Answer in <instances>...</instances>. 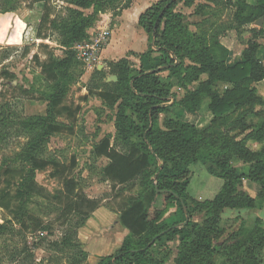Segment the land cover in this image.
I'll return each instance as SVG.
<instances>
[{
	"label": "trees",
	"instance_id": "obj_1",
	"mask_svg": "<svg viewBox=\"0 0 264 264\" xmlns=\"http://www.w3.org/2000/svg\"><path fill=\"white\" fill-rule=\"evenodd\" d=\"M64 1L69 4L66 14L56 16L51 27L58 31L59 44L66 51L51 66L56 82L48 94L47 114L29 117L20 126L28 137L17 155L23 170L18 185L22 207L15 219L0 222V264H39L33 252L36 246L27 239L26 222L34 221L37 226L42 222L38 218L31 221L28 209L33 195L42 191L36 173L49 138L57 130L56 104L68 94L74 79V45L88 38L100 13L113 10L120 14L116 11L132 3ZM221 2L232 9V20L222 30L207 33L201 30L204 20L192 30L186 14L177 8L180 3L191 7L194 0H152L139 16V25L148 35V49L130 51L126 57L109 61L108 70L96 67L91 73L88 93L100 92L116 107L113 141L106 136L95 146L97 157L109 159L104 175L114 186L132 187L137 182L140 187L138 196L120 209L119 220L128 234L116 251L101 256L96 264H264V222L256 214L264 201V144L260 149L249 145L251 140H264V96L258 91L264 80V61L259 56L264 46V0ZM202 7V3L196 5L194 13ZM17 9L15 0H0V13ZM89 9L92 12L87 13ZM260 18L263 25L250 28L240 57L228 65L231 50L221 38L227 30L240 31ZM43 23L44 19L39 26ZM131 55L139 59V65L132 62ZM109 74L117 80L107 81ZM218 82L229 87L220 91ZM174 84L180 92H174ZM205 98L213 115L205 126L169 115L176 105L194 113ZM6 123V118H0V127ZM4 133L0 131V141L6 139ZM200 161L210 174L223 180L219 191L205 200L188 191L190 165ZM246 165L247 171L242 170ZM246 181L258 184L257 191L246 189ZM75 186L73 180L68 182L66 196L75 195L72 208L81 218L70 219L54 242L65 261L57 264H84L89 255L77 230L99 201L74 192ZM172 208L176 210L170 212ZM225 208L248 209L249 213L223 220ZM196 213H204L201 222L194 220Z\"/></svg>",
	"mask_w": 264,
	"mask_h": 264
},
{
	"label": "rangeland",
	"instance_id": "obj_2",
	"mask_svg": "<svg viewBox=\"0 0 264 264\" xmlns=\"http://www.w3.org/2000/svg\"><path fill=\"white\" fill-rule=\"evenodd\" d=\"M201 1L210 2L204 3L196 14L199 17H195L205 22L201 30L211 33L230 24L233 11L225 7L221 0ZM15 3L18 4V9L12 12V17L5 13L9 20L0 21V118L8 120V123L0 127V131H5L7 136L0 141V222L15 219L22 207L18 185L22 180L23 170L17 155L24 149L28 137L20 126L22 121L29 117L47 114L48 94L56 82L51 66L57 58L63 57L66 51L65 47L59 44L58 31L51 27V21L59 14L65 16L69 6L67 2L47 0L45 3H39L34 0H15ZM178 6V10L183 12L191 9L183 7L182 4ZM42 11L44 23L40 27ZM86 12L90 13L92 9ZM106 15H109L113 37L118 30L120 15L115 14L113 10L100 13L94 27L96 28L98 20ZM186 17L189 27L194 30L198 24L193 25V15L186 14ZM208 19L209 22H206ZM252 26L259 27L254 24L240 31L227 30L221 38L222 42L229 46L233 53H238L245 46ZM7 28V32H4ZM89 39L88 36L86 40ZM133 41L136 47L141 48V42H137L135 37ZM77 44L79 43L74 46ZM259 56L264 58V46L260 48ZM129 58L131 59V56ZM131 60L139 65L138 59ZM108 63L109 61L103 63L107 70ZM93 70L77 56L76 67L72 68L74 79L68 94L56 104L57 130L49 138L47 149L39 161L41 166L37 170L36 181L42 191L33 195L28 214L31 221L38 218L42 226H37L34 221L31 224L26 222L29 224V228H26L27 239L30 244L34 243L36 246L33 252L39 264L65 262L54 242L59 240L68 228L67 222L70 219L81 218L72 208L75 195L72 194L71 198L66 196L70 180L77 183L74 192H83L88 198L99 201V206L77 230V236L84 248L88 251L90 247L93 252L88 255L84 264H96L101 256L116 251L119 238L125 237L124 232L119 229L120 209L129 199L137 197L140 191L137 182L132 187L119 184L114 186L103 172L109 159L97 157L95 154V146L106 136H111L113 141V135L116 133V107L111 106L107 96H102L100 92L88 93L86 84ZM112 75L109 74L108 77ZM165 75L166 73L162 74ZM258 91L264 96V80L258 84ZM205 111L210 114L207 98L196 112ZM178 112L179 107L176 105L172 107L169 115L176 116ZM164 119L165 114H162L161 122ZM209 120L210 116L204 115L197 124H208ZM190 169V195L196 198H212L219 191L223 180L210 174L205 162L192 163ZM247 169L248 165L242 168L244 171ZM262 215L264 217V211ZM17 226L20 228L21 223Z\"/></svg>",
	"mask_w": 264,
	"mask_h": 264
},
{
	"label": "crops",
	"instance_id": "obj_3",
	"mask_svg": "<svg viewBox=\"0 0 264 264\" xmlns=\"http://www.w3.org/2000/svg\"><path fill=\"white\" fill-rule=\"evenodd\" d=\"M194 2H195L194 5L191 7H186L182 3H180L183 5V7L191 8L188 12H183L180 9L179 10L182 11L184 14L193 15V17H194L193 19H195V20H192V21H194L192 23L195 26V24H198L202 21V20H197V18H195L198 16L193 11V10H195V5H198L200 3L210 4V2H206V1L202 2L201 0L200 1L194 0ZM40 3H44V2H40ZM151 3H152V0H132L130 7L123 9L121 11L120 15H118V24H119L118 30H117V32L114 33L113 37H111L108 45L103 49L102 54H101V61L102 62L98 66L99 68L104 67L103 63L106 61H116L122 57L128 56L127 54L130 51L142 53L148 49V47H149L148 35L144 31V29L139 25V16L146 8H148L151 5ZM12 12H15V11H12ZM12 12H6V13H7V15H10L12 17ZM41 14H42V16L40 17L39 24L44 19V11H42ZM2 19H3V21L9 20V18H6L5 13H2V15L0 16V21ZM20 22H22V21H20ZM196 27H195V29H196ZM7 30H8V28L5 29L4 32H7ZM94 31H95L94 26L89 29V37H91V35L94 33ZM134 37L136 38L137 42H141V48L136 47L135 42L133 41ZM145 44H146V46H145ZM244 47H242V48H244ZM230 50H231L230 56L227 60L228 65H232L235 62V60L240 57L243 49L241 51H239L238 53H233V50L231 48H230ZM131 59H138V58L131 55ZM261 59L264 61V58L261 57ZM216 87L218 90L223 91L227 87H229V84L225 83V82H218L216 84ZM173 90H174V92L178 93V92H180L181 89L178 85L174 84ZM172 100H174V99H172ZM208 106H209V99H208ZM204 115H207L208 117L210 116L209 121H211V119L213 117L211 111H210V114H208V112H206V111L204 113H201V112L190 113V112L184 111L183 109H181L179 107V112L176 114V116H173V117H178L182 120L189 121L191 123L198 125L197 121H200V119H203ZM205 125H207V124H204L201 126H205ZM198 126H200V125H198ZM263 144H264V140L262 142L255 141V140L249 141V145L254 149H260ZM245 183H246L245 188L251 190L252 192H256L257 189L259 188L258 184H254V183L248 182V181H246ZM194 198H196V197H194ZM196 199L205 200V197L199 196ZM174 211H175V208H172L170 210V212H174ZM263 211H264V201L262 202L261 207H259L258 210L256 211V214L259 217H261L263 219V222H264V217L262 215ZM248 213H249V211L247 209L225 208L222 212V218H223V220H228V219H234L237 216L246 217L248 215ZM193 218L195 221L201 222L204 218V213H196ZM236 228H237V226H236ZM119 229H121L122 232H124V235H127L129 232V230L127 228H125L122 224H120ZM123 238H121V237L119 238V240H118L119 246H120ZM88 251L90 252L89 256L92 255L93 252H91L90 247H89Z\"/></svg>",
	"mask_w": 264,
	"mask_h": 264
},
{
	"label": "built area",
	"instance_id": "obj_4",
	"mask_svg": "<svg viewBox=\"0 0 264 264\" xmlns=\"http://www.w3.org/2000/svg\"><path fill=\"white\" fill-rule=\"evenodd\" d=\"M111 35L109 16H102V18L98 20L95 31L90 39L84 40L74 46L78 58L92 69L98 67L101 64L102 51L110 42Z\"/></svg>",
	"mask_w": 264,
	"mask_h": 264
},
{
	"label": "water",
	"instance_id": "obj_5",
	"mask_svg": "<svg viewBox=\"0 0 264 264\" xmlns=\"http://www.w3.org/2000/svg\"><path fill=\"white\" fill-rule=\"evenodd\" d=\"M255 24H256V25H259V27H261V26L263 25V18H260L259 20H257V21L255 22ZM110 80L116 81V80H117V76H116V75H112V76L108 77V78H107V81H110ZM187 222H188V218H187V220L185 221V223H187ZM185 223H184V224H185Z\"/></svg>",
	"mask_w": 264,
	"mask_h": 264
}]
</instances>
